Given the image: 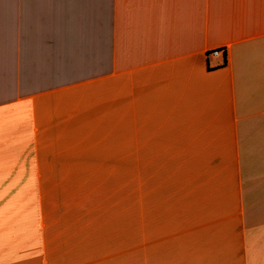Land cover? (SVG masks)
<instances>
[{"label": "crops", "instance_id": "1", "mask_svg": "<svg viewBox=\"0 0 264 264\" xmlns=\"http://www.w3.org/2000/svg\"><path fill=\"white\" fill-rule=\"evenodd\" d=\"M9 1L0 264H104L130 176L134 264H264V0Z\"/></svg>", "mask_w": 264, "mask_h": 264}, {"label": "rangeland", "instance_id": "2", "mask_svg": "<svg viewBox=\"0 0 264 264\" xmlns=\"http://www.w3.org/2000/svg\"><path fill=\"white\" fill-rule=\"evenodd\" d=\"M9 0H0V22L4 21V11L9 9L10 5ZM13 5L19 4L18 2H12ZM99 179H94V186H97ZM111 184V183H110ZM116 185V182L112 183ZM119 190L118 194H110L109 197L106 195V200L104 201L105 194L102 192L100 188L95 191L93 194L94 200V209H93V219H94V236L95 239L100 238V235L105 231V221L109 218V222L114 230H106L105 234L108 236L106 238L113 241L114 236L116 235V231H118V235L116 237L119 238L118 245H121L119 251H113L110 255L108 253V259H105L104 264H134L132 245H133V203H132V177H125L123 179L118 180ZM98 187V186H97ZM105 188H103L104 190ZM110 199L115 200L113 204H110ZM107 202V204H106ZM110 204V205H109ZM103 206L100 209V206ZM107 206H110L109 209ZM112 208V209H110ZM109 226V227H111ZM142 247L139 249V245H137V254L134 255L135 264H147V246L143 243L142 236ZM140 239V240H141ZM95 243L100 241H94ZM141 251V252H140ZM97 256H94L96 259Z\"/></svg>", "mask_w": 264, "mask_h": 264}, {"label": "built area", "instance_id": "3", "mask_svg": "<svg viewBox=\"0 0 264 264\" xmlns=\"http://www.w3.org/2000/svg\"><path fill=\"white\" fill-rule=\"evenodd\" d=\"M222 52H224V50H222V49H215V50L212 51V53L214 55H218L219 53H222Z\"/></svg>", "mask_w": 264, "mask_h": 264}]
</instances>
